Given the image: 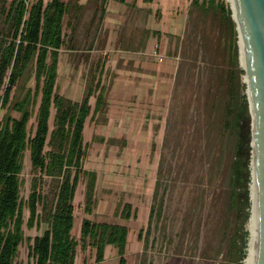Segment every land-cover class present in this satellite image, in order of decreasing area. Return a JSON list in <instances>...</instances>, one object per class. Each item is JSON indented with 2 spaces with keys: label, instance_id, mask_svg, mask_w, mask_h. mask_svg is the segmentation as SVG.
I'll return each instance as SVG.
<instances>
[{
  "label": "rangeland",
  "instance_id": "obj_1",
  "mask_svg": "<svg viewBox=\"0 0 264 264\" xmlns=\"http://www.w3.org/2000/svg\"><path fill=\"white\" fill-rule=\"evenodd\" d=\"M118 1L79 0L83 8L78 17L73 21L72 9L65 18L57 89L77 101L91 81L101 80L108 101L106 112L93 117L92 95L84 128V168L96 171L97 189L95 207L88 213L87 178L81 176L72 230L79 242L76 264L120 263L112 245L100 263L94 246H82L80 230L86 217L127 223V264H232L228 253L237 212L230 207L229 182L237 137L223 119L231 97L240 103L248 96L232 2ZM0 36L11 38L3 16ZM35 84L30 67L14 87L12 102L29 88L35 91ZM40 98L30 122L33 130ZM7 114L19 116L7 107L0 109V120ZM54 114L55 109L51 128ZM24 162L21 195L27 219L33 179L30 151ZM127 201L137 210L128 220L120 216ZM45 227L25 224L24 230L33 238ZM31 243L25 239L19 246L18 262L29 264Z\"/></svg>",
  "mask_w": 264,
  "mask_h": 264
},
{
  "label": "trees",
  "instance_id": "obj_2",
  "mask_svg": "<svg viewBox=\"0 0 264 264\" xmlns=\"http://www.w3.org/2000/svg\"><path fill=\"white\" fill-rule=\"evenodd\" d=\"M82 8L79 0H0V16L8 22L11 36L10 39L0 36V109L11 107L19 113L18 117L7 114L0 120V264H24L16 259L25 239L32 240L29 264H76L79 242L72 232L76 219L74 199L83 174L87 178L86 211L91 213L96 204L97 174L95 170L84 168L87 149L84 127L92 111V95H96L93 116L106 112V87L101 80H93L77 101L57 89L59 56L66 35L65 18L75 9L74 21ZM30 67L36 79L35 91L29 88L19 100L12 102L14 87ZM39 94L40 105L33 130L30 122ZM231 98L223 125L237 137L229 182L230 207L237 212V218L228 255L232 264H243L249 242L246 222L253 204L252 114L248 96L240 103ZM53 109L54 126L51 128ZM27 151H30L33 179L26 202L29 208L26 219L21 175ZM155 211L153 204L149 228ZM136 213L133 203L127 201L122 205L120 216L128 220L136 217ZM25 224L29 228L43 224L46 227L32 238L25 234ZM81 232L82 246H94L99 263L104 261L107 247L113 245L119 254V264H127L130 232L127 223L95 222L86 217Z\"/></svg>",
  "mask_w": 264,
  "mask_h": 264
},
{
  "label": "water",
  "instance_id": "obj_3",
  "mask_svg": "<svg viewBox=\"0 0 264 264\" xmlns=\"http://www.w3.org/2000/svg\"><path fill=\"white\" fill-rule=\"evenodd\" d=\"M232 6L246 57L252 114V251L256 264H264V0H233Z\"/></svg>",
  "mask_w": 264,
  "mask_h": 264
},
{
  "label": "bare ground",
  "instance_id": "obj_4",
  "mask_svg": "<svg viewBox=\"0 0 264 264\" xmlns=\"http://www.w3.org/2000/svg\"><path fill=\"white\" fill-rule=\"evenodd\" d=\"M231 2L233 3V0H231ZM241 53H242V60H243V65H246V57H245V53H244V50H243V44H242V40H241ZM253 212V211H252ZM249 226L251 227V237L254 233V226H253V213L251 215V218H250V224ZM251 240V238H250ZM251 242V249H252V240L250 241ZM248 255V254H247Z\"/></svg>",
  "mask_w": 264,
  "mask_h": 264
},
{
  "label": "clouds",
  "instance_id": "obj_5",
  "mask_svg": "<svg viewBox=\"0 0 264 264\" xmlns=\"http://www.w3.org/2000/svg\"><path fill=\"white\" fill-rule=\"evenodd\" d=\"M255 256H256V253H254L252 251V249H251V242H250V246H249V249H248V255L245 258L243 264H256Z\"/></svg>",
  "mask_w": 264,
  "mask_h": 264
},
{
  "label": "crops",
  "instance_id": "obj_6",
  "mask_svg": "<svg viewBox=\"0 0 264 264\" xmlns=\"http://www.w3.org/2000/svg\"><path fill=\"white\" fill-rule=\"evenodd\" d=\"M119 1H123V0H119ZM119 1H118V2H119ZM125 1H126V0H125ZM125 1H123V2H125ZM143 2H144V0H143ZM154 2H155V0H154L153 2H146V1H145L144 3H154ZM81 4H82V3H81ZM115 7H116V8H120V7H118V6H115ZM156 13L158 14V16H160V13H159L158 11H156ZM57 82H58V81H57ZM84 93H85V92H84ZM65 95H66V94H65ZM66 96H67V95H66ZM83 96H84V94H83ZM83 96H82V97H83ZM68 97H69V96H68ZM82 97H81V98H82ZM91 97H92V96H91ZM71 99H72V98H71ZM95 102H96V100H95ZM95 105H96V104H95ZM93 112H94V111H93ZM97 114H98V113H97ZM89 115H90V114H89ZM92 116H93V114H92ZM93 117H94V116H93ZM84 128H85V127H84ZM86 212H87V211H86ZM91 213H92V212H91ZM83 220H84V219H83ZM82 222H83V221H82ZM81 226H82V224H81ZM80 232H81V230H80ZM81 234H82V232H81ZM112 246H113V245H112ZM108 247H109V246H108ZM114 247H115V246H114ZM75 260H76V259H75Z\"/></svg>",
  "mask_w": 264,
  "mask_h": 264
}]
</instances>
